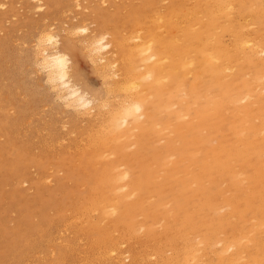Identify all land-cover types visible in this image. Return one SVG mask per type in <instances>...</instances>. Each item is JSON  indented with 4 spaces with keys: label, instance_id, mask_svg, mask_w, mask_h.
Instances as JSON below:
<instances>
[{
    "label": "bare ground",
    "instance_id": "6f19581e",
    "mask_svg": "<svg viewBox=\"0 0 264 264\" xmlns=\"http://www.w3.org/2000/svg\"><path fill=\"white\" fill-rule=\"evenodd\" d=\"M27 1L32 2L36 13L46 4L45 0ZM76 1L75 10L80 0ZM236 1L200 0L194 10L175 5L178 2L165 4L167 12L160 9L159 13H152L153 17L138 8L133 11L135 24L126 32L120 29L123 23L118 21V25L115 20L117 27L113 28L111 39L106 38L109 33L101 34L99 28H96L99 34H95L96 29L89 28V18L86 24L82 23L85 18L78 22L73 16L75 19L71 21L78 24L71 30H86L81 38L89 47L86 57L91 56L98 69L95 74L100 73L104 83L103 95L97 99L93 91L95 95L73 79L79 102L59 87L51 68L55 55L65 54L71 60L59 46L65 32L58 28L60 36L55 26L47 25L37 32L34 26L37 34L33 54L31 50L32 55H26L25 60L30 58L33 68L38 69L37 75L43 72V82L56 98L53 102H60L56 110L65 111V115L72 112V117L88 124L84 125L88 129L79 131L82 143L76 153L77 164L89 185L87 194L81 195L79 205L73 207L83 220L81 228L101 249L95 251L101 264H119L124 259L120 257L123 253L129 264H264V29L252 28L257 18H263L264 5L245 11ZM64 4L70 5L69 1ZM165 5L162 9H166ZM88 10L86 7L85 11ZM145 11L152 18L154 30L147 27L152 26L151 22L147 26L139 24L138 20L144 17H138ZM120 19L128 22L131 18ZM100 21L102 24L103 20ZM48 36L53 37L51 44L46 42ZM101 37H104L102 44H97ZM79 41L74 42L79 46ZM21 80L18 85L25 88L27 85L23 87ZM42 83L36 85L43 86ZM34 90L33 93L37 92ZM3 147L0 145V152ZM10 155L7 161H2L6 171L22 169L25 157H21V150L16 149ZM83 164L90 166L89 172L83 169ZM44 212L39 208L42 217ZM139 239L145 241V248L134 245V250L132 242L140 243ZM123 243L128 245L127 249L122 248Z\"/></svg>",
    "mask_w": 264,
    "mask_h": 264
},
{
    "label": "rangeland",
    "instance_id": "374dc122",
    "mask_svg": "<svg viewBox=\"0 0 264 264\" xmlns=\"http://www.w3.org/2000/svg\"><path fill=\"white\" fill-rule=\"evenodd\" d=\"M45 1H46V4H44V8L42 9V11H38L36 13V8L32 4V2H30V1H27V0H19V1H17V0H0V3L3 4L2 6H0V28H1L0 29V65H1V67H0V71H1L0 72V74H1L0 75V78H1L0 79V128H1L0 129V145L2 147L4 146L3 148L5 151V152L2 151L3 150L2 149L0 152V154L2 153V155H0L1 156L0 157V160H1L0 161V163H1L0 164V264H101L100 263L101 261L99 260L100 261L99 262L97 259L99 257V255H97L95 252L98 250L101 251V249H99L98 246L95 245L94 238L90 237L86 232H84V229L81 228L83 220L80 219L81 216H79L78 214L75 213L74 207H73L74 205H77V206L79 205L82 196H85L87 194L86 191H87V188L89 185V183H87V180L85 179V176H84L82 170L78 166L79 164H77L78 163L77 162V155H78L77 153H78V150L80 147V143H82V140L80 139L81 138L80 132L84 131L85 127H86V129H88L87 128L88 124L85 121L83 123L82 120L80 122V119L77 117H75V118L72 117V112L68 111V113H66V115H65V111H63L64 113H62V111L56 110L57 108H59V107H57V105L60 104V102H57L58 104H55V102H53L54 100H56V98H55L52 90L49 87H47L48 85L46 84V82L45 83L43 82V80L45 81V77L43 75V72L41 74V72L39 71L40 75L38 74L39 75V78H38V75H37L38 69L33 68V64L31 65L30 58L27 57L28 61H30V62L25 60L26 55L30 56L33 54L32 45L35 42L34 36H36V34H37L36 31H33L34 26L37 27V28H35V29H37V32H39L40 29L43 28V26L45 27V25L53 27V28L55 26V28H54L55 30L62 29V33L65 32L64 34H62L60 32L61 30H59L60 36L62 34L65 37V38L62 36L60 37L61 38V40H60L61 45H59V46L61 48H64V50L70 56V58L73 62V63H71V65L75 63L74 64L76 67L75 70H74L75 67L72 65V75H73V77L75 76L74 80L78 84L80 83L81 85L80 84L79 85L82 86L84 89H86V87L89 88V89H86V91H88L92 95L96 94L95 97H97V99H101V97L103 95V88H104V83H102L103 78L98 75L100 73L97 72V74H95L96 70L98 71V69L96 68L95 64L92 63L93 61L91 60V56L87 58L86 54H85L88 52L89 47L87 49L86 44H84L85 42H82V40H81L82 34H81V37L80 36L78 37L79 34H77V32H73L71 30L73 25L78 24L77 22L75 23V20H74V22L71 20L76 18L77 20L79 19L78 22H80L81 18H83V19L85 18L86 20L84 19L83 22L81 20V22L86 23V24H88L89 23L88 20H90V23L88 25H89V28L91 30L99 28L101 34H102V32L103 33H109V35L107 34L108 36L106 34L105 35H106V38L111 39L113 37V30H114L113 28L117 27V26H115L116 25L115 20L117 21V24L120 22H121V24L123 23L122 25L120 24L121 25L120 29H122L121 30L122 32L123 31L126 32L127 30H129L133 26V24H135V22L132 21V17L134 14L133 11L135 9L143 8V9L148 11V14L152 15V13L157 14L160 11L167 12L168 7L166 5L170 6V5H174L176 2H178L175 5H178V6L182 7L183 9L186 8V6H188V8H186V9H191V10L193 9L194 10V9L198 8V5H199L198 2L200 0H194V1L191 0V3H190V0H182L183 2H180L178 0H168V1L167 0H162V1L161 0H150V1L149 0H147V1L146 0H140V1L139 0H103V1L102 0L101 1L100 0H98V1L97 0H80V2H79V0H77V1L76 0H71V1L66 0L67 2L69 1L70 5H68V4L65 5L64 4V3H66L65 0H45ZM63 1H65V2L62 3ZM75 1H76V3L79 2V4H80V6H79V4L77 3L78 9L76 8V10L74 9L76 7L74 5ZM144 1H146V2H144ZM164 1H167L165 3L166 5L164 4ZM206 1L207 0H203V2H206ZM263 1L264 0H253V1L252 0H237L235 3H237L238 7L240 6L239 8H243L245 11L246 10L248 11L249 9H252V7L254 9H258L261 5L263 6L264 5ZM91 2H93L94 5L91 4ZM101 2H104L105 5H108V6L110 5L109 8H108V6H103L102 4H104V3H101ZM253 2H254V4H252ZM51 3H52V5H51ZM71 3H73V4H71ZM63 4H64V6H63ZM115 4H116V7H115ZM144 4H146V5H144ZM187 4H191V5H187ZM142 5H144V6H142ZM164 5L166 6V9L164 8L165 10L162 9L163 8L162 6H164ZM85 6L87 7V10L89 9L88 11H85L86 10ZM125 6H127V7L125 8ZM189 6H191V8ZM262 6H261V8L264 7V6L263 7ZM111 7L114 10L116 9V11H114L113 9L111 10L110 9ZM151 7H153V8H151ZM59 8H60V10H59ZM64 8H66L67 10ZM149 8H150V10H149ZM100 10H102V11H100ZM33 11H35V12H33ZM147 11H145V13H143V15L138 17V19L140 17L141 18L144 17L143 20L137 19L139 21V24H142V26H147L152 21V18L150 15L147 14ZM41 12H42V14H41ZM44 12H45V14L43 15ZM100 12H102V13L100 14ZM62 13H64V14H62ZM97 13H98V15H97ZM104 13H105V15H102ZM109 13H112L113 16H112V14H109ZM86 14H88V15H86ZM40 15H41V17H38ZM78 15H79V17H78ZM84 15H86V16H84ZM166 15H168V14H166ZM73 16H76V17L74 18ZM114 16H115V18L113 19ZM4 17H5V20H4ZM15 17L17 18L16 20H15ZM91 17H92V19H91ZM108 17L112 18L114 21ZM121 17L122 18L128 17L131 19L128 22H122L121 21L122 19H120ZM152 17H153V15H152ZM20 18H21V20H20ZM38 18H39V20H38ZM40 18H42V19L40 20ZM150 18H151V21H150ZM261 18H257L255 20V22L253 23L254 26H252L253 29H257V27H262L264 29V21H263L264 16L262 19ZM36 19H37V22H36ZM100 20H103L102 24H101ZM261 20H262V22H261ZM70 21H71V23H70ZM97 21H98V23H96ZM118 21H120V22H118ZM34 22L39 23L38 25H41V26L36 25V23H34ZM63 23H67V26L64 25ZM68 23H70V24L68 25ZM112 24L114 25L113 27H112ZM128 24H130L131 26L129 27ZM91 25H93V26H91ZM108 26H111V27L108 28ZM67 27H69L68 30L70 32L67 30ZM101 27H103V28H101ZM123 27H125V28H123ZM147 27L154 30V24L153 23H152V26L149 25ZM64 29H66L67 33L69 32V33L73 34V36L69 33L66 34V31ZM99 29L98 30L96 29V31L93 30L95 32V34H99ZM160 31H162V29ZM122 32L120 33V31H119L118 39L121 38ZM73 37H74V39H73ZM11 38H12V40H11ZM66 38H67V40H66ZM79 38H80L81 42L79 41ZM68 39H69V41H68ZM61 41H62V43H61ZM74 41L75 42L79 41V46ZM3 42H4V44H1ZM68 42H70V43H68ZM72 42H73V44H72ZM26 43H27V45H25ZM80 43H82L85 46V48L87 49L86 52L81 51L82 49L83 50H86V49L83 48V45H81ZM63 44H64V47L62 46ZM71 44H72V47L70 46ZM15 45H19L20 48H22L23 46L24 47H23V49H20L19 46L16 47ZM29 46L32 48L30 49ZM26 47H29V48H26ZM18 48L21 51H19ZM26 49H28L29 51H26ZM73 49H74V51H73ZM31 50H32V54L29 53V52H31ZM22 51H23V53H22ZM18 54H20L19 58L21 56L20 59L17 58ZM88 59L90 62L88 61ZM21 60H23L22 63H21ZM23 63L26 65L28 63V65L27 66L24 65L22 68L21 65H23ZM90 63H92L94 66ZM16 64H18V65H16ZM2 66H4V67H2ZM19 66H21V67H19ZM28 66H30V67H28ZM93 67H95V68L93 69ZM30 68H33V70ZM28 70L29 71L32 70L33 72L30 73ZM34 70L36 71L35 74H33L35 72ZM27 71L29 73H26ZM24 73H25V75H24ZM29 74H31V75L29 76ZM99 77H101L102 79ZM20 79H23L20 82L21 85L22 84L27 85L26 87H25V85L23 86L25 88H22V86L18 85ZM35 81H37V82H35ZM38 81L39 82L41 81V83L43 82L42 83L43 86L36 85V84H39ZM81 81H82V83H81ZM22 82H24V83H22ZM85 82L87 84H84ZM34 85H36L37 87L36 86L34 87ZM44 86L46 87L45 89H47L46 91L43 89ZM35 88H39V89L34 90ZM23 89H25V90H23ZM33 90H34V92L37 91L35 93H38V94L33 93L32 92ZM40 90L42 91V93L40 92ZM48 90H51L50 92H52L51 94H53V97L55 99H52L53 97L49 96L51 94ZM92 91L95 94H93ZM28 92H32V93L30 94ZM45 92L46 93L48 92L46 94V97L44 95ZM3 95H5V96H3ZM5 98H7V99H5ZM50 99H51V101H50ZM42 100H43V102H42ZM58 106H61V105H58ZM62 107H60V109ZM45 109H47V110H45ZM4 114H6V116H4ZM69 114H71V116ZM67 115H69V117L71 119L70 118L67 119V117H68ZM13 118H15V119H13ZM69 120H71V122ZM77 120H79L78 123H76ZM8 121L10 124L9 123L7 124ZM62 121L64 123H66V125L64 123L62 124L61 123ZM85 123L87 126H84ZM61 124H62V126L64 125L65 128L62 127ZM77 124H79L80 126L75 127ZM81 125H83V126H81ZM70 127L73 128V130ZM74 127L77 130H75ZM79 127L80 128L84 127V128L79 129ZM66 129L67 130L70 129V133H68L69 130L67 131ZM74 131H77V132H74ZM16 149L21 150V157L22 158L25 157L24 158L25 164L21 167L22 169H20L19 171L12 170V171H9V173H8V170L6 171V168H4L5 166H4V164H2L3 163L2 161L3 160L7 161L9 159V157H11L10 154H12ZM3 153L8 154L9 156L7 155V157H5L6 154L3 155ZM27 156H29V157H27ZM26 158H27V160H26ZM32 160H34L33 163L31 162ZM36 161H39L38 163H40V165L39 164L36 165L37 164ZM63 162L65 163V165H63L64 164ZM31 165H33V166H31ZM84 166L85 167L82 166L83 169H85L87 172H89L90 166H88V165H84ZM60 168H62V169H60ZM57 169H59V171L61 170V172H56ZM22 170L24 171L23 172L24 175L21 173ZM15 172H17V173H15ZM7 173H8V175H7ZM13 173H15V174H13ZM21 174L23 177L21 176ZM17 175H18V177H17ZM43 175L46 177H44ZM47 177H49L50 179ZM44 178H46L47 180H44ZM19 181H21L22 183H19ZM81 182H83V183L85 182L84 183L85 185H83ZM27 184H28V186H27ZM74 197H75V199H73ZM37 206H39V207H37ZM39 208L44 209L45 217H42V215L39 213ZM53 208H54V211H52ZM21 211H23L24 213H22ZM75 218H77L78 221ZM28 224H31V226H29ZM27 227H29V228H27ZM28 230H31L32 234L31 233L28 234V232H29ZM28 235L30 236V238ZM32 238H33V240H32ZM88 240H90V241H88ZM139 241H140V243L132 242L133 245L130 244L131 247H133L134 245L135 246L139 245L140 246L139 248L144 249L145 248V241L142 239H139ZM64 242H65V244H64ZM141 242H142V244H141ZM150 244L151 243L147 242V245H150ZM30 245H32V247H28ZM88 245H89V249L87 248ZM127 246L128 245L123 243L122 248L124 247L123 249H127L126 248ZM134 248L135 247H133V249ZM90 249L92 252L90 251ZM92 249H95V250H92ZM52 250H54V251H52ZM124 255H126V254L123 253L122 256H120L121 258L124 257V259L119 260L118 261L119 264H126V263L129 264L130 263V261H128L129 258L125 257ZM91 256H93V257H91ZM85 257L88 261L85 259ZM90 258H92V260ZM17 260H19V261H17ZM95 260L98 263H96ZM92 261H93V263H92ZM83 262H85V263H83Z\"/></svg>",
    "mask_w": 264,
    "mask_h": 264
},
{
    "label": "clouds",
    "instance_id": "9594fccd",
    "mask_svg": "<svg viewBox=\"0 0 264 264\" xmlns=\"http://www.w3.org/2000/svg\"><path fill=\"white\" fill-rule=\"evenodd\" d=\"M77 34H83L86 30L77 29ZM104 37H101L98 40L97 44H102ZM46 42L51 44L53 42V37L48 36ZM99 50V49H98ZM51 68L55 70L56 79L59 81V87L61 89L67 90L71 97L74 98L77 102L80 101L78 96L77 89L73 84V75L71 68V60L65 54L55 55L52 58Z\"/></svg>",
    "mask_w": 264,
    "mask_h": 264
}]
</instances>
